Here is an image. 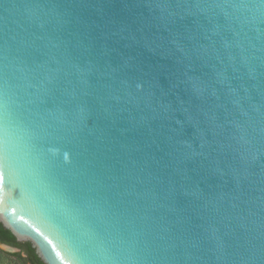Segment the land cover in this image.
Wrapping results in <instances>:
<instances>
[{
    "label": "water",
    "instance_id": "water-1",
    "mask_svg": "<svg viewBox=\"0 0 264 264\" xmlns=\"http://www.w3.org/2000/svg\"><path fill=\"white\" fill-rule=\"evenodd\" d=\"M0 224L43 264H264V0H0Z\"/></svg>",
    "mask_w": 264,
    "mask_h": 264
},
{
    "label": "trees",
    "instance_id": "trees-1",
    "mask_svg": "<svg viewBox=\"0 0 264 264\" xmlns=\"http://www.w3.org/2000/svg\"><path fill=\"white\" fill-rule=\"evenodd\" d=\"M0 243L17 249L16 252L7 255L16 259L20 264H43L35 254L29 243L17 242L16 239L0 224Z\"/></svg>",
    "mask_w": 264,
    "mask_h": 264
},
{
    "label": "rangeland",
    "instance_id": "rangeland-1",
    "mask_svg": "<svg viewBox=\"0 0 264 264\" xmlns=\"http://www.w3.org/2000/svg\"><path fill=\"white\" fill-rule=\"evenodd\" d=\"M8 253L12 252L6 251L4 248L0 247V264H20L16 259L7 255Z\"/></svg>",
    "mask_w": 264,
    "mask_h": 264
}]
</instances>
